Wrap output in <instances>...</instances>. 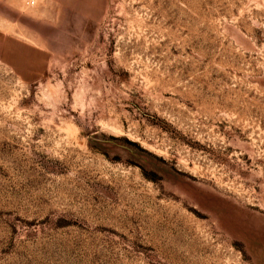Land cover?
Returning a JSON list of instances; mask_svg holds the SVG:
<instances>
[{"label":"rangeland","instance_id":"obj_1","mask_svg":"<svg viewBox=\"0 0 264 264\" xmlns=\"http://www.w3.org/2000/svg\"><path fill=\"white\" fill-rule=\"evenodd\" d=\"M90 1L0 0V264H264V0Z\"/></svg>","mask_w":264,"mask_h":264},{"label":"crops","instance_id":"obj_2","mask_svg":"<svg viewBox=\"0 0 264 264\" xmlns=\"http://www.w3.org/2000/svg\"><path fill=\"white\" fill-rule=\"evenodd\" d=\"M52 1H55L61 7H64V9L74 13H86L88 11L92 12V9H89V7L91 6L94 7L96 5V3L90 0H52Z\"/></svg>","mask_w":264,"mask_h":264}]
</instances>
